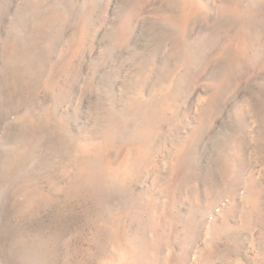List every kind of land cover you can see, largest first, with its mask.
Masks as SVG:
<instances>
[{
	"label": "rangeland",
	"instance_id": "1",
	"mask_svg": "<svg viewBox=\"0 0 264 264\" xmlns=\"http://www.w3.org/2000/svg\"><path fill=\"white\" fill-rule=\"evenodd\" d=\"M0 264H264V0H0Z\"/></svg>",
	"mask_w": 264,
	"mask_h": 264
}]
</instances>
